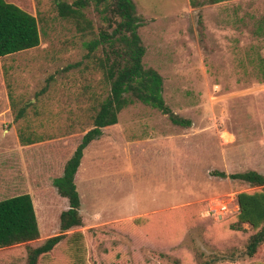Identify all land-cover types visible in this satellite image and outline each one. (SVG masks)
<instances>
[{"label":"rangeland","instance_id":"1","mask_svg":"<svg viewBox=\"0 0 264 264\" xmlns=\"http://www.w3.org/2000/svg\"><path fill=\"white\" fill-rule=\"evenodd\" d=\"M6 1L33 14L40 33L38 46L0 58V200L29 193L40 233L0 248V264H23L29 247L59 233L68 201L52 180L109 92L102 46L87 44L112 28L93 0L66 16L57 0ZM133 2L142 63L189 124L138 100L123 108L84 149L75 174L82 224L45 264H264V241L246 254L251 225L231 228L237 194L260 187L212 174L264 175V0ZM74 233L83 245L68 254Z\"/></svg>","mask_w":264,"mask_h":264},{"label":"trees","instance_id":"2","mask_svg":"<svg viewBox=\"0 0 264 264\" xmlns=\"http://www.w3.org/2000/svg\"><path fill=\"white\" fill-rule=\"evenodd\" d=\"M93 1L95 6L102 7L104 20L112 29L110 32L100 31L99 37L87 44V49L88 52H92L99 45L102 46L104 57L101 64L109 82V92L100 102L93 117V126L82 135L72 155L66 160L62 174L52 180L57 193L68 201V207L59 214V233L47 237L37 246L29 247L23 264H45L47 254L67 237L66 232L82 224L80 195L76 188L75 174L84 149L91 141L101 136L102 128L117 123V115L123 108L138 100L166 114L174 124L185 126L189 124L188 120L177 116L166 104L162 94L161 75L153 68H145L142 63L145 48L138 28L143 21L136 12L133 0ZM219 1L224 0H210ZM88 3L89 0H74L72 3L56 1L59 14L62 16L70 15L74 13L75 8L84 7ZM39 43L37 18L12 2L0 0V58L36 47ZM23 112L21 109L15 119L24 116ZM19 138L23 145L35 142L32 139ZM212 174L260 187L257 191L237 194V220L231 224V228L239 229L241 223L248 222L254 229L246 243V254L253 256L264 241V175L256 170L236 173L214 170ZM37 218L29 193L1 199L0 248L37 239L40 235ZM74 235L75 237L67 240L68 254L70 249L79 251L80 245H83L81 233Z\"/></svg>","mask_w":264,"mask_h":264},{"label":"crops","instance_id":"3","mask_svg":"<svg viewBox=\"0 0 264 264\" xmlns=\"http://www.w3.org/2000/svg\"><path fill=\"white\" fill-rule=\"evenodd\" d=\"M115 125V124H114ZM107 127V126H106ZM106 127H104V128H106ZM104 128H102V134H101V136L98 138V139H95V140H99V139H101V137L104 135ZM95 140H93V141H95ZM92 142V141H91ZM90 142V143H91ZM90 143L88 144V146H87V148L89 147V145H90Z\"/></svg>","mask_w":264,"mask_h":264}]
</instances>
